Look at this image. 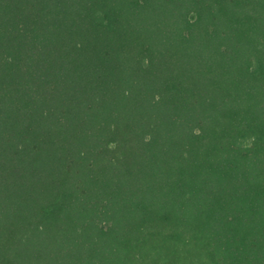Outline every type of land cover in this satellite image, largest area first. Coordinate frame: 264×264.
Returning <instances> with one entry per match:
<instances>
[{
  "label": "trees",
  "instance_id": "obj_1",
  "mask_svg": "<svg viewBox=\"0 0 264 264\" xmlns=\"http://www.w3.org/2000/svg\"><path fill=\"white\" fill-rule=\"evenodd\" d=\"M0 264H264V0H0Z\"/></svg>",
  "mask_w": 264,
  "mask_h": 264
}]
</instances>
